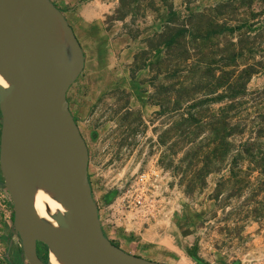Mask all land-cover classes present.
I'll return each mask as SVG.
<instances>
[{"label": "rangeland", "instance_id": "374dc122", "mask_svg": "<svg viewBox=\"0 0 264 264\" xmlns=\"http://www.w3.org/2000/svg\"><path fill=\"white\" fill-rule=\"evenodd\" d=\"M52 1L81 42L83 66L67 90L76 95L71 108L87 145L88 180L105 235L126 251L176 264H264V187L253 178L256 171L239 163L248 183L236 190L231 181L216 184L227 173L225 165L209 172L200 189L186 192L180 171L172 168L183 145L170 153L163 134L171 117L156 112L157 104L148 98L150 71L140 64L161 51L148 49L152 55L130 71L134 53L164 22L167 5L161 0ZM216 1L170 0L180 15ZM255 22L263 26L261 15ZM245 87L247 96L264 90V70L251 74ZM248 98L243 137L254 135L249 121L254 111L264 112L263 92ZM261 141L264 149V137Z\"/></svg>", "mask_w": 264, "mask_h": 264}, {"label": "water", "instance_id": "95a60500", "mask_svg": "<svg viewBox=\"0 0 264 264\" xmlns=\"http://www.w3.org/2000/svg\"><path fill=\"white\" fill-rule=\"evenodd\" d=\"M83 62L52 0H0V186L20 255L27 264H54L49 252L58 264H176L126 251L101 228L87 145L66 99ZM39 192L58 204L49 213L54 223L37 211ZM38 242L46 246L45 260Z\"/></svg>", "mask_w": 264, "mask_h": 264}, {"label": "trees", "instance_id": "16d2710c", "mask_svg": "<svg viewBox=\"0 0 264 264\" xmlns=\"http://www.w3.org/2000/svg\"><path fill=\"white\" fill-rule=\"evenodd\" d=\"M161 1L167 5V16L160 29L145 38V47L134 53L130 71L146 64L153 85L148 98L157 104V113L171 117L163 134L170 153L183 145L179 164L172 168L180 171L185 191L190 192L203 186L209 172L226 165V175L216 184L231 181L239 190L248 183L239 172L244 161L264 187L263 111H254L249 118L254 135L242 136L249 109L246 97L252 100L264 93L247 96L245 87L251 74L264 70V0H217L183 15L172 9L170 0ZM254 1L257 9L251 7ZM258 15L261 28L255 22ZM148 49L162 54L141 66L139 59L152 55ZM159 141L164 143L165 138L160 136ZM37 253L45 260L46 246L38 242Z\"/></svg>", "mask_w": 264, "mask_h": 264}, {"label": "crops", "instance_id": "0c3cea01", "mask_svg": "<svg viewBox=\"0 0 264 264\" xmlns=\"http://www.w3.org/2000/svg\"><path fill=\"white\" fill-rule=\"evenodd\" d=\"M54 2V1H53ZM55 4V3H54ZM66 17V15H64ZM67 19V18H66ZM69 24L71 25L70 21L67 19ZM72 30L81 46L80 39L74 30L73 26ZM83 52V51H82ZM72 94V93H71ZM73 97H76V95L73 93ZM72 96H68V90H66V99L68 103V108L76 120L75 114H74V108H71V103H72ZM75 99V98H74ZM10 200L8 198L7 193L3 188L0 186V264H9L8 262V257L5 255V249L9 243V240L11 239V244L9 247V252L11 253V259L14 260L17 259L18 263L21 262L22 264H27L24 259H22L20 252L18 251V240L16 236L13 234L12 228H11V218H10ZM102 228V227H101ZM103 230V229H102ZM105 234V233H104Z\"/></svg>", "mask_w": 264, "mask_h": 264}, {"label": "bare ground", "instance_id": "6f19581e", "mask_svg": "<svg viewBox=\"0 0 264 264\" xmlns=\"http://www.w3.org/2000/svg\"><path fill=\"white\" fill-rule=\"evenodd\" d=\"M36 207L44 222L54 223V220L49 216V213L57 209L58 204L52 198L47 196L45 193L39 192L36 198ZM48 258L52 263L58 264L50 252L48 253Z\"/></svg>", "mask_w": 264, "mask_h": 264}, {"label": "flooded vegetation", "instance_id": "af4514ba", "mask_svg": "<svg viewBox=\"0 0 264 264\" xmlns=\"http://www.w3.org/2000/svg\"><path fill=\"white\" fill-rule=\"evenodd\" d=\"M9 254H10V252H9ZM19 263L22 264L21 262H19ZM19 263H18V261H17V264H19Z\"/></svg>", "mask_w": 264, "mask_h": 264}]
</instances>
